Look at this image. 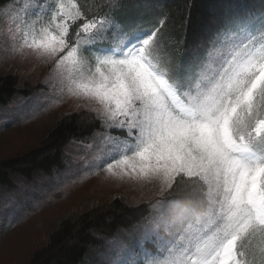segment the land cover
Here are the masks:
<instances>
[{"label":"snow or ice","instance_id":"snow-or-ice-1","mask_svg":"<svg viewBox=\"0 0 264 264\" xmlns=\"http://www.w3.org/2000/svg\"><path fill=\"white\" fill-rule=\"evenodd\" d=\"M124 7L101 0L102 14L89 18L77 0L0 3L7 50L53 61L60 93L95 105L107 128L124 133L108 138L117 155L104 172L161 191L184 183L197 194L145 228L119 264H264V11L210 5L228 26L219 44L174 65L159 28L122 27Z\"/></svg>","mask_w":264,"mask_h":264},{"label":"trees","instance_id":"trees-1","mask_svg":"<svg viewBox=\"0 0 264 264\" xmlns=\"http://www.w3.org/2000/svg\"><path fill=\"white\" fill-rule=\"evenodd\" d=\"M77 3L89 18L102 14V9L95 10L101 0H77ZM124 3L119 17L122 27L144 32L159 28L161 51L169 55L174 65L196 63L207 56L210 46L219 44V37L228 26L221 23V17L209 13L210 5L240 4L252 15L264 11L261 0H124ZM189 14L191 22H186ZM79 23L72 24L70 37ZM252 31L259 37L258 26ZM30 90L18 75H1L0 107L8 106ZM104 130V123L90 108L81 107L64 114L37 147L0 161V188L18 192L22 186H38L45 180H53L70 164L81 166L80 157ZM196 196L192 186L178 183L168 189L163 201L166 206L176 205L178 212L191 207ZM155 215L152 205L135 206L121 197L107 203L93 202L87 209L69 213L57 222L47 244L31 253L26 264H102L95 259L96 254L107 253L110 243L116 240L133 248L145 228L156 223Z\"/></svg>","mask_w":264,"mask_h":264},{"label":"rangeland","instance_id":"rangeland-1","mask_svg":"<svg viewBox=\"0 0 264 264\" xmlns=\"http://www.w3.org/2000/svg\"><path fill=\"white\" fill-rule=\"evenodd\" d=\"M45 3L51 5L55 0ZM71 26L70 23V29ZM6 32L5 23L0 21V76L16 74L31 90L0 107V161L37 147L64 114L81 107H96L60 93L53 61L29 54L14 55L7 50ZM109 39H114L111 34ZM84 55L91 59L90 52ZM109 137L123 139L124 133L105 126L80 157L81 166L70 164L53 180L38 186H22L14 193L0 188V264H26L31 253L47 244L57 222L69 213L87 209L93 202L107 203L121 197L135 206L152 205L156 222L171 220L177 206H166L163 201L168 190L161 191L155 183L120 180L102 170L117 155ZM131 249L116 240L110 243L107 253L96 254L95 259L102 264H119Z\"/></svg>","mask_w":264,"mask_h":264}]
</instances>
